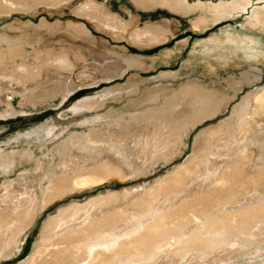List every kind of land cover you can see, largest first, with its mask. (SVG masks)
<instances>
[{"label":"bare ground","instance_id":"bare-ground-1","mask_svg":"<svg viewBox=\"0 0 264 264\" xmlns=\"http://www.w3.org/2000/svg\"><path fill=\"white\" fill-rule=\"evenodd\" d=\"M113 1L0 0V56H11L8 61L0 58V64L8 68L0 72V84L9 86H0V116L53 106L76 88L71 83L64 86L62 77L57 86L37 95L17 91L42 80L44 73L55 78L75 67L65 51L54 61H41L45 53L38 47L43 35L63 32L73 41L95 44L99 40L94 30L98 29L116 39L129 35L137 46L164 44L175 26L173 22L166 19L135 26L146 12L133 5L181 14L200 31L214 27L212 16L231 10L230 17L241 19V23L222 39L240 46L246 58L256 60L263 55L251 40L250 45L243 43L242 32L243 16L249 11L252 22L263 21L264 6L260 4L264 0H218V5L212 0H130L132 6L123 3L120 12L112 10ZM66 8L81 22L62 24L46 17L34 21L42 12L60 13ZM31 53L38 57L36 68L27 67L26 55ZM76 59L82 60L80 56ZM93 59L94 64L86 65V70L91 67L110 72L113 68V60ZM122 61L126 70L146 64L128 56ZM53 66L57 72L52 74L49 70L55 69ZM262 76V70L252 66L241 74V80L248 85ZM216 91H205L200 83H193L171 97L163 91H150L147 103L135 97L139 93L135 89L127 95L111 91L112 97L81 101L74 107L73 113L83 116L78 121L80 132H72L55 144L52 141L62 135L55 133L54 126L17 138L23 141L22 147L0 152V175L15 174L22 163L33 166L11 181L0 182V263L17 254L23 237L55 202L110 182L111 177L134 181L175 163L187 146L190 131L224 112L235 95ZM188 95L201 102L207 100V107L195 110L191 118L168 117L154 127L152 137L143 134L129 142L134 123L141 122L146 128V120L158 115L152 114L160 107L158 102L174 104L176 109L180 99H188ZM125 98L127 104L122 109L127 111L119 115L115 106L106 109L107 104L124 102ZM218 127H223V132L210 128L200 135L204 138L203 151L194 150L183 164L156 183L60 207L47 220L33 253L23 264H264V88L249 94L233 116ZM237 132L242 137L233 147L231 140ZM215 141L219 144L213 145ZM117 202L122 204L120 208L115 207Z\"/></svg>","mask_w":264,"mask_h":264},{"label":"rangeland","instance_id":"rangeland-1","mask_svg":"<svg viewBox=\"0 0 264 264\" xmlns=\"http://www.w3.org/2000/svg\"><path fill=\"white\" fill-rule=\"evenodd\" d=\"M100 1L105 2L106 0ZM212 1L213 5L215 3L218 5V0ZM123 3H129L132 6L130 0H122V2L114 0L112 3V10L120 12L123 8ZM133 6L137 10L146 12V16L138 20L139 23L137 22L135 26L138 24L142 26L146 22L151 21L160 22L166 19L171 20L175 26L170 32L171 35H169V39L164 44L137 46L129 39V35L124 39H120L121 37L116 39V36L106 35V33H104L105 30L98 31V29L94 30L96 38L99 40L95 44L80 40L73 41L63 32L43 35L45 40L42 38V43L38 47L40 51H42V54L45 53L41 61H54L63 56L61 51H65L75 63V67L73 71L61 72L63 73L62 76H54L55 78H51L47 73H44L42 80L31 82L27 85L26 90L24 88H19L17 91L20 93L26 91L29 95L32 93L37 95L57 86L62 77L64 86L67 83H71V85L73 84L76 88L70 92L68 98L63 99L62 102H57L53 106L45 105L38 111L19 112L14 115L0 116V152L22 147L23 141H17V138L30 131L38 130L43 127L54 126L55 133L57 135H62L54 139L51 144H55V142L62 140L72 132H80L81 127L78 126V121H80L83 116L73 113L74 107L81 101H102L105 98L112 97L113 94L110 93L111 91H118L115 94L124 93L127 95L131 90L135 89L139 92L135 97L140 100L143 99L144 102L147 103L152 96L150 91H163V93H167L166 95L168 97H171L176 91L181 90L188 84L200 83L205 91L213 90L217 92L216 90H218L222 91L221 93L226 94V96H228V94H235L233 100L227 103L224 112L205 119L190 131L186 138L188 142L187 146L175 163L160 166L158 169L153 170L152 173H149V175H145L146 177L134 179V181H122L118 178L111 177L110 182H105L94 189H90L91 191L85 190L75 193L68 196L63 201L55 202L53 205L49 206V208L45 209V211L40 214V217H38L39 220L35 226L23 237L22 244L17 254L8 260L2 261L0 264H23L33 253L36 242L40 239V235L47 220L54 215L60 207L72 203H85L91 198L106 195L107 193L124 191L125 189L130 190L131 188L138 187L136 190L134 189V191H137L161 180L170 170H173L179 164H183L194 150L196 152L204 150V138L200 137L204 131L213 128L214 131H219L220 129L223 132L224 126L218 127L220 122L229 120L233 116L234 110L242 105L249 94H254V92L264 88V52L261 58L252 60L246 58L240 46L237 47L238 45L236 46L234 43H229L222 39L230 30L233 31L234 27L241 23V19L230 17L232 14L231 10L221 15H214V18L212 16L214 27H204L201 28L200 31L195 30L189 18L181 14H171L161 7H156L155 9L146 7V9H144L136 5ZM260 6H264V4L262 3ZM251 16V11L243 16V20L245 21L243 27L245 31L242 30L243 28L238 27V29H241L240 31H243L242 33L245 37L243 43L250 45L251 40L252 44L259 46V49L264 51V19L262 22H252ZM44 17L53 21L58 20L62 22V24H78L81 22V20L75 18L74 15L71 14L68 8H66V12L60 13L42 12L37 15V17H34V21H39ZM220 20L222 21L220 22ZM242 33L241 35H236L235 39L239 40L238 36H242ZM49 50H53L54 53L47 54L46 52ZM26 56H29L26 58V62L28 63L27 67L36 68V58H38L35 57L36 54L31 53ZM79 56L82 60L78 61L76 58H79ZM123 56H128L131 59H138L146 64H144L145 66L143 67L134 65V67L126 70V65L122 61ZM10 57L11 56L8 54L0 56V58L6 61H8ZM93 58L99 59V61L105 59L109 61L113 60V68L110 72L94 70L91 67L86 70V65H89V63L94 64ZM84 59L89 61L85 63L83 62ZM167 59L168 61H165ZM20 62L18 60V63ZM51 64L56 65L57 63L52 62ZM252 66H256L262 70V79L256 83L245 85V80H241V74L244 71H250ZM52 68V70H49L51 72L53 71L52 74L55 73V71L57 72L56 66ZM7 69L5 65L0 64V72L7 71ZM86 71L88 74H84ZM89 75L93 76V79L91 77L89 78ZM0 86L3 89L9 88L4 82L1 83ZM2 97V99H5L6 95L3 94ZM162 97L164 98V96ZM187 97L188 99H180L181 101L176 104V109H174V104L166 105L164 102H158L160 107L152 111V114L158 115L146 120V128L141 126V122L134 123L129 130V133L132 134L131 139L129 136V142L134 143V140H138L143 134H146V138L152 137L154 127L165 122L168 117L169 119L179 120L191 118L193 115H196L194 114L195 110H198L200 107L203 109L208 105L207 100L201 102L200 100L192 99L190 95ZM196 103H199V105L195 106ZM126 104L125 98L124 102L118 100L117 102L107 104L106 109L115 106L120 109L117 113L119 114L123 111H127L126 109H122L123 105ZM28 107L29 105L26 104L25 108ZM106 109L97 113L102 114ZM97 113L89 112L87 114ZM154 124L155 126H153ZM197 137H199V139H196ZM241 137V132L235 134L231 140L233 147L237 146V141H239ZM214 143L213 145H218L219 141H215ZM222 146L227 153L233 154V151L227 149L226 144H222ZM31 166L33 165L29 162L25 164L22 163L18 166V170L15 174H11L7 177H2L0 175V182L4 180L11 181L17 178L21 171ZM16 189L19 190L17 187ZM2 195L3 190H0V197ZM119 204L120 202L115 203V207L120 208L122 204Z\"/></svg>","mask_w":264,"mask_h":264}]
</instances>
